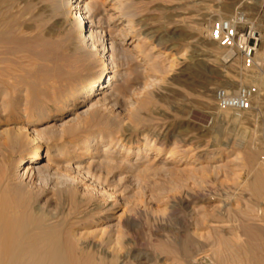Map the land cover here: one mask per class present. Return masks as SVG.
Listing matches in <instances>:
<instances>
[{
  "label": "rangeland",
  "instance_id": "1",
  "mask_svg": "<svg viewBox=\"0 0 264 264\" xmlns=\"http://www.w3.org/2000/svg\"><path fill=\"white\" fill-rule=\"evenodd\" d=\"M88 2L94 6L89 23L97 32L105 31L106 40L115 41L113 62L128 81L116 82L99 95L83 116L87 120L95 115L98 127L90 134L99 136V149H65L61 157L41 162L33 179L19 181L18 186L31 193L33 207L49 219L72 218L77 210L85 211L86 204L111 211L113 220L100 230L116 238L108 249L112 257H123L132 248L141 251L142 264H155L157 256L164 257L156 246L191 239L207 259L216 261L217 254L227 251L219 241L228 240L240 250L237 264H248L258 255L248 248L251 240L245 229L259 228L257 242H264V199L250 192L255 175L264 167V91L253 78L264 77V0H84ZM29 4L31 70L35 64L49 74L65 68V50H58L57 43L68 42L76 21L53 0ZM235 15H244L262 36L251 68L236 51L228 55L205 33L215 22ZM95 40L101 50L100 36ZM51 43L54 47L49 48ZM33 51L42 57L34 59ZM99 53L72 79L66 75V82L56 76L44 75L42 81L31 75V103L33 95L46 96L51 110L37 131L61 129L56 126L80 110V103L59 109L51 97L57 91L79 89L96 72L101 74L106 67H100ZM54 84L57 90L50 88ZM243 87L256 91L252 110L225 117L215 102L216 91ZM2 94L0 108L12 97L20 108H25L24 99L30 100L21 92L12 97ZM3 142L0 134V145ZM28 145L33 147L31 142ZM25 149L6 155L18 162ZM258 150L256 162L248 165L247 153ZM77 166L81 169L75 170ZM81 195L86 202L78 208L76 199ZM120 215L125 228L117 219Z\"/></svg>",
  "mask_w": 264,
  "mask_h": 264
},
{
  "label": "bare ground",
  "instance_id": "2",
  "mask_svg": "<svg viewBox=\"0 0 264 264\" xmlns=\"http://www.w3.org/2000/svg\"><path fill=\"white\" fill-rule=\"evenodd\" d=\"M53 1L67 8L74 21H76V25L66 44L57 43L60 47L58 50L61 51L63 48L65 50L62 55L67 61L66 67H57L56 65L55 72L49 74V72L45 73V69L39 64H35L36 69L31 70V61H33L31 60V4H29L31 0H0V94L3 93L2 95L7 94L6 96L11 95L10 97H12L15 92H21L24 93V96L26 94V97L30 98V100L27 99V101H30L27 104L25 103L27 102L26 99H24L25 108H20V103L17 105V100H12L13 97L8 104H3L4 106L1 107L5 113L0 108V113L2 111L4 113V115H0V128L6 127L0 132L1 135H4V142L0 145V264H142L141 251L136 249L127 250L123 257H112L113 254L110 255L108 249H110L116 238L113 233L102 232L100 227L104 223L113 220V213L109 214L111 211L107 212L105 210L106 212H104L100 205L86 204L85 211L79 212L77 210V215L72 218L52 217L49 219L41 213L40 209L33 207L31 193L27 192L24 187L18 186L19 181L27 182L33 179L34 175L38 173L39 168L37 166L41 162L45 159H55L65 149L73 148L78 151L77 148L81 149L82 147L85 151H90L93 146L99 149L101 146L100 143H97V141H100L99 136L90 134L91 129L98 127L95 115L87 120H84L83 116L85 112L94 106L91 103L99 95L113 89L116 82L128 81V78H121L126 75H122L121 70L115 67L113 62L115 41L111 37L106 40L108 36L105 31L97 32L96 26L88 21L94 10L93 4L90 2L84 4V0ZM116 1L121 2V0ZM207 30L205 33H210ZM97 36L101 38V50H99V42L95 40ZM209 38L211 39V36ZM50 39L52 38L50 37ZM139 42L141 41L139 40ZM47 46L49 48L54 47V43ZM228 51V55L233 52ZM96 52L101 57L100 67H106L101 74L96 72L88 83L79 89L68 88L65 92H55L53 90L54 94L50 92L53 95L50 96L51 100L59 105V109L80 103L82 104L80 110L74 116L68 117L64 124L56 126L61 129L50 130L48 127L47 133H44V130L43 132L37 131L36 127L48 121L49 115L47 117V113L50 107L44 101L46 96L43 99L38 97L39 95H33L34 101L31 103V75H35L36 80L38 77H42V81H44L46 75L56 76V79L59 77L60 80L66 82L68 77L72 79V76L77 75L85 68ZM33 54L34 59L41 56L37 51H33ZM47 61L52 60L50 58ZM40 64H43V62ZM51 68L53 67L51 66ZM64 71L66 72L65 75L63 74ZM224 78L225 80L229 79L228 76ZM253 78L258 88H260L259 90L264 91V77L255 74ZM41 86L40 88H43ZM56 87L54 84V87L50 88L57 90ZM221 112L225 117H232L234 114L226 111ZM30 142L33 147L27 148ZM25 147L26 149L23 150V155L18 162L9 159L6 155L7 152L13 153V151L22 150ZM75 150L73 151L75 152ZM106 151L107 148L104 147L103 153L105 154ZM259 153V150L248 152L246 155L247 164L253 165ZM173 157L174 154L169 159ZM72 161L70 160L67 164L70 168L74 166ZM106 163L108 162L106 161ZM74 169L79 170L81 168L77 166ZM250 192L255 198L264 199V167L255 175L250 185ZM72 196V200L76 199V196ZM76 200L78 201V208L86 202L82 195ZM117 219L121 222V215ZM125 225V223H122V228H125ZM245 231L251 240V246L249 245L248 248L253 249L254 254L258 255L257 258H249L248 264H264V242L263 245L257 242L261 230L257 227H247ZM219 242L227 251L226 254H217L216 261L207 259L203 255L204 253L199 251L200 248L197 250L198 243L191 239L174 242L173 244H160L156 246V251L158 255L161 254L164 257L157 256L155 264H230V262H236L237 264L240 261L238 256L240 250L236 247L237 244L234 246L228 240ZM227 257H230L228 261L225 260ZM151 262L150 259L149 263Z\"/></svg>",
  "mask_w": 264,
  "mask_h": 264
},
{
  "label": "built area",
  "instance_id": "3",
  "mask_svg": "<svg viewBox=\"0 0 264 264\" xmlns=\"http://www.w3.org/2000/svg\"><path fill=\"white\" fill-rule=\"evenodd\" d=\"M211 40L220 47L236 51L248 68L254 65L262 36L254 26L247 23L244 15L215 22L210 31ZM256 91L243 87L236 91L220 89L215 93V102L222 111L244 114L252 110Z\"/></svg>",
  "mask_w": 264,
  "mask_h": 264
}]
</instances>
